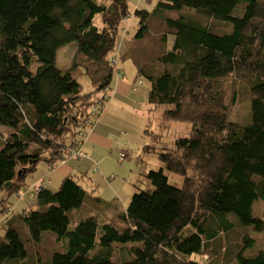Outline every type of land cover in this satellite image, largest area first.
Returning a JSON list of instances; mask_svg holds the SVG:
<instances>
[{
    "label": "trees",
    "instance_id": "obj_1",
    "mask_svg": "<svg viewBox=\"0 0 264 264\" xmlns=\"http://www.w3.org/2000/svg\"><path fill=\"white\" fill-rule=\"evenodd\" d=\"M128 2L0 0V127L9 130L0 146V223L6 232L0 264H199L187 256L203 254L220 233H233L230 214L245 227L236 264H264V250L244 255L255 244L250 230L264 231V221L252 214L258 197L264 200V0H161L154 12L161 11L166 32L159 37L151 14L135 11L139 27L124 43L121 59L132 60L138 75L150 81L149 102L166 107L164 120L191 126L188 137H176L159 153L166 169L183 178L181 187L169 184L164 169L149 172L153 190L133 194L119 214L125 226L118 230L100 217L108 211L104 200L77 180L89 171L65 177L56 190L42 177L28 188L37 206L11 217L8 198L24 197L22 188L40 161L52 171L85 158L83 145L121 77L120 39L132 28L123 22ZM186 9L197 15L183 14ZM173 12L175 17L166 16ZM72 43L92 68L76 62L67 73L57 68L58 51ZM33 61L40 63L36 72L30 70ZM79 67L94 93H84L74 73ZM232 76L247 81L248 124L229 119L222 81ZM69 148L83 157L62 163ZM39 183L44 189L37 192ZM189 226L196 232L184 237ZM45 232L67 243L61 250L53 246L46 262L30 260V249L41 248ZM115 244L129 250L128 258H114Z\"/></svg>",
    "mask_w": 264,
    "mask_h": 264
},
{
    "label": "rangeland",
    "instance_id": "obj_2",
    "mask_svg": "<svg viewBox=\"0 0 264 264\" xmlns=\"http://www.w3.org/2000/svg\"><path fill=\"white\" fill-rule=\"evenodd\" d=\"M160 1L161 0H129L128 2V13L132 16V28L131 33L128 34L129 36L125 34V36L122 35L124 38L120 39L121 42L123 41V44H119V75L122 78H126V80L134 86H137V91L133 92L129 86V89H126V91L117 98H115L116 92L112 91L113 89L109 92L111 99L107 102L106 110L99 121L106 120L108 123L109 128L106 131L108 132L107 136H109V139L112 141V145L106 147L103 145L93 146L86 144L84 146L82 150L85 154V160L83 159V161H87L89 165H92L91 167L87 166L86 163L83 167L79 159H69L70 161L74 160L79 162V166L83 168L85 172L89 171L88 177H79L77 180L89 193H92L94 197H99L104 200L108 211L103 215L104 217L102 215H100V217L103 218L104 221L112 222V226L118 230H122L125 226L119 220V214L127 208L133 194L140 191L153 190V186L146 178L149 172H157L164 169V175L168 177L169 184L181 187L183 182V178L180 175L173 174L166 169L165 165L159 160V153L162 152L163 148L169 147L176 137H188L191 131L190 124L186 122L169 123L164 120L162 118V113L166 107H156L149 102L150 81L138 75L132 60L127 59L124 61L121 59L122 52L125 49L124 43L127 39L130 40L133 38L139 27L138 23L140 19L135 16L136 10H145L151 14V29L157 33L158 37L161 33L166 32V26L164 25L165 21H163V17L160 16L161 11H159V13L154 12ZM182 13L194 16L197 15L193 10L188 9L183 10ZM176 15L177 13L175 12L166 14V16L170 17H175ZM124 22L127 23V21ZM135 24H137L138 27L135 26ZM218 25L219 24H217V27ZM220 28L221 30H226L223 26ZM167 37L169 41L168 48L171 49L173 45V35L169 33ZM2 41L3 38L0 31V47ZM150 44L151 42L145 47H148ZM74 62L78 63V66L92 68L90 63H87L88 61L84 58V55L78 51L77 43L69 44L58 51L56 66L63 73H67L71 70L74 66ZM39 66V62L33 61L30 70L36 72ZM74 73L79 83L82 85L84 93H94L92 90H94L95 85H93L91 80L84 74L83 70L79 67L75 69ZM117 79H115L114 82H116ZM241 79L245 80L244 78ZM139 80H141V83ZM242 80L237 76H232L224 79L222 83L226 91L225 103L229 107V119L232 122L248 124L250 122L249 113L251 109L250 94L247 81L243 82ZM95 95L102 96V93L98 92L95 93ZM235 96L236 103L233 101ZM146 130H149V133H147ZM8 135L9 130L0 127V146L4 144ZM75 137L76 136H71L69 142L72 143ZM146 147H149L148 150L150 151L146 150ZM89 152L93 154V156H90L91 160H86L89 158ZM122 153L126 155V158L120 160ZM73 164H75V162L69 163V166L76 168L72 166ZM46 165L44 160L40 161L37 171L27 179L26 183L28 186L22 188V194L26 195L25 199L19 197L18 194L8 198V203L13 207L11 217L20 216L23 214L24 210L28 209V207L25 208L24 205L26 201H28L27 198L29 196L32 197L28 190V188L31 187L32 178L43 175L48 169V166L46 169ZM81 173L82 171H79L75 174L80 175ZM51 187L52 190L58 188L54 185ZM95 188H98L97 192L94 191ZM2 196L3 193L0 191V197L2 198ZM108 203H111V208L107 207ZM252 214L254 218L264 221V200L261 196L254 202ZM76 215H78L77 211L71 214L73 222L71 228H74V219ZM228 219L236 228L233 233H220L217 239L210 243L203 254L189 255L187 259L197 261L199 264H236V256L240 248L238 244L241 243L240 236H243L245 227L238 222L234 214H230ZM3 222L4 221L0 223V238L4 239L6 232L2 228ZM195 232L196 230L189 226L184 230L183 235L184 237H188ZM250 235L251 238L255 240V244L253 247H250L253 249L245 251L244 255L264 250V231L256 232L250 230ZM55 239V234L45 232L41 248L30 249V260L34 258V260L40 259L42 262H46L54 251V249H52L53 246L59 247V250H61V247L63 248L64 244L67 243L66 239H63L61 242H55ZM130 245L132 244L127 246ZM128 255V249L120 248L117 244L114 245V258L116 260L128 258Z\"/></svg>",
    "mask_w": 264,
    "mask_h": 264
},
{
    "label": "crops",
    "instance_id": "obj_3",
    "mask_svg": "<svg viewBox=\"0 0 264 264\" xmlns=\"http://www.w3.org/2000/svg\"><path fill=\"white\" fill-rule=\"evenodd\" d=\"M128 25H131L130 23H128ZM126 47V46H125ZM134 64V63H133ZM135 66V65H134ZM115 81V80H114ZM132 84L126 80V78H122L119 77L116 82H114L113 87L115 88V98H117L118 96H120L121 94H123L126 89H129V86H131ZM109 128L108 123L106 122V120H100L98 122V124L96 125V127L94 128V130L90 133L88 139L86 140V142L83 145V149L84 146L86 144L89 145H93V146H99V145H103L106 147H109L110 145H112V141L109 139L108 132L106 131ZM93 156V154H88V159L86 160H91V157ZM85 160V159H84ZM71 162H75V164H73V167L76 168H72L71 166H69V163ZM85 163L87 164V166L91 167L92 165H89V163H87V161H83V159L81 160V164L83 165V167L85 166ZM79 162L77 161H69L67 164L62 165L58 168H56L55 170L49 171V169H47V165H46V171L43 175L37 176L36 178H32L33 179V184L36 183L38 181V179L42 178V177H48L51 180V186L54 185L55 187H59V185L61 184L62 180L70 175L75 174L76 172L78 173L79 171L84 172V169L81 168L79 166ZM101 165V164H100ZM82 169V170H81ZM89 173V172H88ZM34 177V176H33ZM95 192L98 191V188H95L94 190ZM91 195L93 196V194L91 193ZM94 197V196H93ZM26 195H24V197L22 199H25ZM28 201H26L24 207L28 209L29 206L32 208H35L37 205H34L35 199L34 198H27Z\"/></svg>",
    "mask_w": 264,
    "mask_h": 264
},
{
    "label": "built area",
    "instance_id": "obj_4",
    "mask_svg": "<svg viewBox=\"0 0 264 264\" xmlns=\"http://www.w3.org/2000/svg\"><path fill=\"white\" fill-rule=\"evenodd\" d=\"M130 17H131L130 14L129 15H126L124 17V19H123V22L124 21H127V23H128ZM112 62H113V64H115L116 63V60L113 59ZM81 157H83V153H82V151L80 149H78V148H69V149H67V151L65 153V158L61 162L62 163H65V160L67 161V159H69V158H81ZM124 158H126V155L125 154H122L121 157H120V160L121 159H124ZM43 189H44V184L39 183V185H37V188H36L37 192H39V191H41Z\"/></svg>",
    "mask_w": 264,
    "mask_h": 264
},
{
    "label": "water",
    "instance_id": "obj_5",
    "mask_svg": "<svg viewBox=\"0 0 264 264\" xmlns=\"http://www.w3.org/2000/svg\"><path fill=\"white\" fill-rule=\"evenodd\" d=\"M9 185H10V183H6V185H5V186L7 187V186H9Z\"/></svg>",
    "mask_w": 264,
    "mask_h": 264
}]
</instances>
